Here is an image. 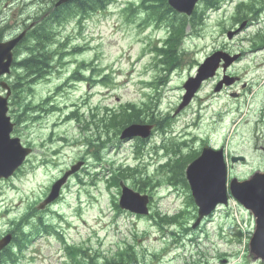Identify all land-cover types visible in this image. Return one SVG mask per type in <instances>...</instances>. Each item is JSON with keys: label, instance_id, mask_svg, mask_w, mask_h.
<instances>
[{"label": "rangeland", "instance_id": "rangeland-1", "mask_svg": "<svg viewBox=\"0 0 264 264\" xmlns=\"http://www.w3.org/2000/svg\"><path fill=\"white\" fill-rule=\"evenodd\" d=\"M232 1L222 2L221 11L207 14L200 37L196 35L200 31L192 34L191 28L187 29L182 62L171 73L157 68V58L152 50L164 29L155 23L143 26L146 23L145 15L134 23L129 20L127 8L140 0H114L105 10L89 15L81 23L76 17L57 28L53 48L61 49L59 44L68 37L70 45L81 46L82 52L62 59L60 65L54 60V67L46 79L35 82L32 90L23 82L22 90L11 96V110L15 111L13 120L15 116L21 115L13 135L19 137L24 145L32 146L34 151L16 177L0 183V236L9 227V221L19 219L31 210L50 190L53 181L72 164L84 158L89 161L88 146L92 140L87 136L91 135L94 125H91L88 116L90 108L95 106L99 109L103 105L116 108L121 103L143 104L153 100L156 107L152 114L156 113L162 118L170 113V125L165 130L170 133L169 142L184 140L181 138L186 136L185 140L189 138L190 143L194 141L193 149L200 148L206 141L215 148L225 147L230 157L246 156L248 162L245 166L242 163L231 164L228 158L230 179H248L255 172L264 171L261 150L264 147V121L260 122L264 120V52L251 54L253 48L249 43L259 31L264 34V11L258 24L248 26L232 42L223 41L222 28H233L230 20L235 11L233 5L240 0ZM11 6V0H0V13H6L0 23L8 19L15 27L21 23V19L12 14ZM35 9L31 8L30 12ZM219 44L227 51L243 54L231 69L234 75L242 79L234 87L236 92L243 94L242 97L232 98L230 93L235 92L233 89L214 94V80L206 85L191 105L180 114L173 115L184 94V81L189 75L195 74L197 65ZM28 54L23 49L20 58ZM83 61H94L93 74L91 69L82 71L84 76L92 75L89 81L66 83L67 78L80 69ZM18 75L22 73L17 69L4 81L10 85L21 83ZM102 75L108 76L105 82L102 81ZM157 78L162 80L158 89L153 87L150 90ZM245 83L249 89L244 91L242 85ZM60 84L62 87L58 90ZM77 107H80V113L84 114L86 121L66 118ZM89 126L91 128L86 130ZM156 137L148 148L162 142V136ZM123 148L125 151L119 156L120 162L128 159V162L133 163L130 144ZM100 149L97 146L92 151L95 153ZM160 159L161 163L166 161V158ZM105 166L108 167L106 163ZM79 173V177L83 178L84 175L86 182L90 180H86L85 170ZM150 173L153 174L152 169ZM157 177L164 179L163 175ZM76 178L74 175L68 181L57 204L41 213L44 221L51 224L60 235H35L24 249L18 264H68L70 258L66 254V245L83 247L87 249L88 255L99 253L110 259L118 246L134 244L135 238L139 240L136 244L139 256L137 264H223V260H228L226 264H264L250 256L241 259L242 255H247L246 249H249L255 222L252 215L236 202L230 203L227 212L225 209L218 210L203 225L202 230L183 233L181 227L176 226L171 230L178 232L180 237H172L169 233L163 234L147 217L136 219L126 212L117 214L112 206L117 190H109L102 179L94 187L87 183L82 186ZM160 185L153 191L152 213L158 210L171 215L185 209L189 211L185 225L191 226L195 220L192 215L194 208L184 204L187 189L173 188L168 183ZM240 227L245 231L243 241L235 243L234 233ZM25 231H30V227ZM98 264H103V261Z\"/></svg>", "mask_w": 264, "mask_h": 264}, {"label": "water", "instance_id": "water-1", "mask_svg": "<svg viewBox=\"0 0 264 264\" xmlns=\"http://www.w3.org/2000/svg\"><path fill=\"white\" fill-rule=\"evenodd\" d=\"M198 0H169L170 5L178 10L191 14ZM16 42L0 44V76L9 73L12 62V49ZM214 64L213 61H210ZM213 68L203 67L201 75L194 82L197 89L202 80L213 75ZM208 73V74H206ZM203 75V76H202ZM194 90V89H193ZM192 92L190 91V95ZM187 99V97H186ZM7 98L0 96V178L9 177L14 170L22 163L29 153L23 149L19 139H11L10 134L13 125L7 117ZM134 133L135 130H130ZM76 169V168H75ZM188 178L193 183L194 195L200 206V216L208 214L216 203H226V168L223 163L222 153H212L205 151L202 157L195 161L187 171ZM60 188L58 183L48 198L47 203L54 200ZM233 196L239 200L246 208L253 211L258 218V230L254 238V249L258 255L264 257V174H257L249 181L238 183L233 181L231 184ZM147 199L140 197L131 190L124 189L121 198V207L132 212L146 214ZM10 237L0 242V249L10 242Z\"/></svg>", "mask_w": 264, "mask_h": 264}, {"label": "trees", "instance_id": "trees-1", "mask_svg": "<svg viewBox=\"0 0 264 264\" xmlns=\"http://www.w3.org/2000/svg\"><path fill=\"white\" fill-rule=\"evenodd\" d=\"M96 1H100L99 4H101L104 0H96ZM156 2H160L161 5L162 4L166 5L167 8L169 7L168 4H167V0H156ZM175 16H176L175 19L171 22V26H172V29H173L174 33H173L172 39L169 40L170 49L168 50V52L170 54L174 55L173 58L170 59L171 64H174L177 61L178 57H179L178 56L177 59H176V54H177L176 45L178 46L180 40H182L183 37L185 36V31H186V21H185L186 18H184L183 20H180L177 15H175ZM195 19L198 20V17L195 18ZM191 24L193 25V27H195L196 26L195 20H193L191 22ZM42 63H43V58H41L40 56H36V57H34V58L30 59V60L22 62L20 65L26 70V72H30V71H32V69H38L40 66L43 65ZM130 117H131V115H126L124 117H121V120H122V121H120L121 126L131 122L132 120L130 119ZM118 124H119V121H118ZM175 168H177V169L181 168L182 169L183 167H181V166L179 167V165H177ZM128 171H130V170L121 171L118 174L117 177H114L112 179V181H113L112 184H114L116 186H119V182L121 180H127L129 178V174L127 173ZM9 257H10V259H12L11 255H9ZM116 257H117L116 258V262H120L123 259L122 257H120V254H118ZM128 258L131 259V256L129 255Z\"/></svg>", "mask_w": 264, "mask_h": 264}]
</instances>
